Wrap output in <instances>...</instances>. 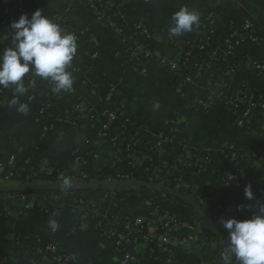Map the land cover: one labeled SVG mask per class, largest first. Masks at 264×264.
I'll return each mask as SVG.
<instances>
[{
    "label": "crops",
    "instance_id": "1",
    "mask_svg": "<svg viewBox=\"0 0 264 264\" xmlns=\"http://www.w3.org/2000/svg\"><path fill=\"white\" fill-rule=\"evenodd\" d=\"M110 1L122 11L126 29L141 24L150 30L154 36L151 45L166 60H183L184 51L196 35L203 33L202 24L208 20H211L213 28L210 29L214 34L212 37L225 39L234 31L241 30L247 22H252L257 42L242 43L225 53L224 58L213 59L212 72L209 70L199 76L195 71H190L187 74L190 84L180 86L179 79L167 69L149 63L127 62L118 57V53L129 52L130 46L136 43L108 33L94 21L82 0H0L2 50L11 46L13 33L10 23L18 20L22 14L30 18L36 9H41L51 20L62 17L74 30L72 33L78 36V58L68 68L73 77L71 91L53 93L50 82L33 75L30 70L27 76L35 84L36 100L28 104L27 115L17 112L16 107H9V101L15 94L0 102V166L10 168V159L14 157L13 170L17 173L38 175L44 163L57 174H70L75 168L78 153L84 159L89 157L94 161L96 172L109 169L126 174L129 144L139 158L140 167L145 169L154 155L157 138L165 136L172 142L155 156L163 160V169L170 166V170L165 180L152 185L166 186L177 178L175 191L185 194L189 200L192 199L191 191H196L200 195L201 205H226L239 218H250L257 212L258 206L264 204V166L251 175H240L237 180L227 182L222 177H212L202 172L183 175L177 164L188 155L199 162H207L233 173L238 164L223 158L224 147L231 145L249 152L264 150V118L260 114L255 112L247 126L239 128L234 114L224 105L213 104L204 111L198 104L211 93L223 89L231 95L240 94L244 87L255 92L264 102V76L248 64L249 61L264 64V0ZM182 6L199 13V25L194 26L191 32L173 36L174 39L169 41L166 35L170 34L171 17ZM92 35L100 40L101 52L96 59L92 57L95 53L90 41ZM110 88L116 90L115 104L120 118L144 124L130 143L114 144L103 135H95L84 125L91 118L90 113L102 110V98ZM19 99L20 103H25L27 94ZM41 104L50 105L53 114L71 110L81 120L77 121L76 126L59 127L53 134L47 135L32 116ZM54 184L58 183L38 186L52 187ZM249 185L253 192L252 200L245 197V188ZM18 187L34 188L29 184ZM59 188L66 186L58 185L50 189ZM67 189L77 192L68 191L63 196L40 199L37 198L40 193L34 190L29 191L31 196L27 202L20 199V192L6 193L0 190V255L7 264H58L41 252L49 245L65 254L75 255L77 264H161L159 260L146 255L144 249L131 244L126 248L128 254H124L114 242L100 235L94 226L96 223L100 226L98 222H102L105 228H113L120 220H109L107 214L114 210L120 217L142 219L152 229L158 230L160 215L154 204L162 208L163 214L185 226L172 231L171 240L174 243L169 245V264H223L218 254L225 241L220 237L211 242L208 240L207 244L203 237L192 244H184L186 225H203L204 230L210 228L196 211L197 205L187 199L147 187L135 188L134 184L113 189L83 190L69 186ZM113 191L140 196L146 202L122 203ZM93 205L102 210L95 207L94 212ZM238 205L243 206V210L238 211ZM214 216L212 219L219 224V217ZM50 220L55 221L58 227L53 229ZM220 227L223 234L228 236L222 225Z\"/></svg>",
    "mask_w": 264,
    "mask_h": 264
},
{
    "label": "built area",
    "instance_id": "2",
    "mask_svg": "<svg viewBox=\"0 0 264 264\" xmlns=\"http://www.w3.org/2000/svg\"><path fill=\"white\" fill-rule=\"evenodd\" d=\"M11 1L16 2L17 0H11ZM85 1L86 2L83 3V5L87 10L90 11L95 22H97L104 28H108L109 30L114 32L115 36L120 37L124 41L128 40V41L136 43L135 45L130 46L129 52L117 54V56L120 58L122 57L123 60L127 62L139 63L143 61L142 60L143 58H155L159 60L160 65L162 67L172 72L179 79L180 86L183 84L185 85L190 84V80L188 79L187 74L190 71H192L191 66H194L193 63L196 62L195 69H193V71H195L199 76L204 75L211 69L212 64L210 63H212V60H210V58L205 53V46L202 40H200L196 44L191 43L188 46V49L186 50L187 52L184 54L183 60L179 62L174 61V60H166L162 56L160 51L156 47H153V45H151V42L153 41L154 36L150 32V30H148L141 24H135L129 30L126 29V26L124 23L125 19L122 14V11L119 9V7L115 3H113L110 0H85ZM52 21H54L57 25H59L66 32L72 33L69 31L70 27H68V25L66 24L67 23L66 20H64L62 17H54ZM209 30L210 29H207L206 27L202 26L201 32L203 33H199V35L213 38L212 35L214 34L211 30H210V33H208ZM253 32H254V24L252 22H247L241 30L234 31L229 37L226 38V40L223 43V46L225 48V53L230 52L235 46H238L246 42L247 39H249L250 42L256 43L257 37L254 35ZM135 36H138L137 40L134 38ZM166 37L169 41L174 38L171 34L169 35L167 34ZM90 41L92 42L95 48V53L93 54L92 57L96 59L100 55V52H99L100 40L96 35L95 36L92 35L90 38ZM148 44L151 46L150 47L151 49L144 48L145 45H148ZM0 51H2L1 44H0ZM248 64L255 72L264 76V64L263 63L249 61ZM28 89L31 90L33 93L30 97L27 98L25 102L27 105L34 103L36 100V96L34 94L35 84L33 81H30ZM26 94H27V91H26ZM105 94L106 95L102 98V104L104 108L103 115L108 117V124L104 126V130H106V133L102 135L109 138L110 141L114 144H118L120 142L130 143L132 139L126 138L123 136V133L125 132V130L122 131V129L120 130L113 129L109 131L110 127L114 124V122H118L123 119L120 118V115L118 114L116 110L110 109L111 102L116 95L115 88H110V90L106 92ZM238 96H239L237 99L238 101L250 102V110L245 114V117L247 118V123L245 125L243 121L238 120L237 117L234 115L236 126H238L239 128H245L255 112H257L258 114H260L262 118H264V105H258V104L252 103V98L247 99L243 95V93L238 94ZM212 99L213 98L209 95L205 100L201 101L198 104L201 105L202 109L210 108L213 105ZM237 103L238 102H236V100H233V101H230L229 104L233 106L234 108H236L234 104H237ZM45 112H49V115L53 116L52 108L48 104H43L42 108L40 109L41 114ZM74 114L75 113L73 112L66 113L67 119L72 121V126H76L77 121L81 120V117H75ZM49 119L51 120L52 118L49 117ZM124 121H128V120L125 119ZM36 122H38L42 126V129L44 130L45 133L49 131V128L44 124V119L40 118ZM171 142L172 140L170 138L165 137V136H159L157 138V142L154 147L153 154L157 155L158 153H160L162 149H164ZM132 147L133 146L129 144L127 148L129 152L128 164L132 169H137L138 167H140V161H139V158L136 156L135 151ZM222 156L224 159L228 161H232L236 164H238L237 161L245 159V156L240 155L236 149L230 146H226L223 148ZM9 165H10V168H3L2 166H0V175L3 174L6 169L9 171V173L5 177L0 178V186H11V187L12 186L13 187L22 186L23 185L22 180H21L22 174L17 173L16 171L13 170V167L15 165L14 157L10 159ZM85 165H86L85 159L82 156H76L75 168L70 174L60 173L57 175L56 180L54 182L48 181V182H45L44 185L53 184V183L64 184L65 180L70 181V184L79 183V182H86V183L93 182V181H88V175L84 171ZM164 166L167 167L168 165L165 163ZM255 167H256V170L260 167H263V161L259 160V162L256 163ZM238 170H239V165L236 168V171H234L233 173L229 172L228 177L225 178L224 180H226L227 182H233L237 180L240 176L238 174ZM256 170L254 172H256ZM39 173L51 176L54 172L51 169L47 168L44 165V163H42V169L41 168L39 169ZM38 175H32V176L36 177ZM121 175H125L122 177L123 179L108 180L105 182L129 181L130 180L128 179L129 177L127 173L121 174ZM20 199L22 201H26L27 197L21 196ZM80 203L85 204V202H80ZM149 205H151V203H149ZM222 206L223 205H220V204L216 205V207H218L219 209ZM92 207L94 210L96 206L93 205ZM227 210L230 212H233L229 208H227ZM216 215L219 217V220H221V218H225V216L221 213L220 214L218 213ZM143 223L144 221L139 218L129 220L127 222L120 220V221H117V223L113 225V228H110L109 230L103 226L102 222H98V224L102 228H105L107 232H110L109 239H112L113 241H115L117 246L131 244V237L137 234H141V230L139 229V227ZM219 225L221 226L220 223ZM184 227H185L184 224L180 223L178 220H175L174 218L163 214V215H160V228H162V230L164 231V234L159 237L157 235L156 229L149 228V230H147V233L143 235L142 238L144 239L145 242H149V243L158 239L162 243V245L167 246L171 241L172 231H174L175 229H181ZM186 227L187 229L185 232L187 234V238L184 239V244L189 243V242L193 243L194 241H199L200 238L202 237L204 238L202 239L204 240V243L206 244L209 243L208 239H206V237L203 234H202L203 236L199 235L200 233H203V230H204L203 225H200V226L198 225L197 227L186 225ZM224 247L225 246L223 242L221 249L223 250ZM44 249L45 250L41 252L50 253V254H53V256L58 250L53 245H49ZM222 250L219 251L220 254ZM53 260H55V262L58 264H77L76 256L73 254H67V256H62V257L56 256L54 257Z\"/></svg>",
    "mask_w": 264,
    "mask_h": 264
},
{
    "label": "trees",
    "instance_id": "3",
    "mask_svg": "<svg viewBox=\"0 0 264 264\" xmlns=\"http://www.w3.org/2000/svg\"><path fill=\"white\" fill-rule=\"evenodd\" d=\"M85 2H86L85 0H82V3H85ZM210 21L211 20L204 21V23L202 25L204 27H206L207 29L212 30L213 28L211 26ZM66 24L69 27V24L68 23H66ZM105 30L108 33L114 35V32H112L108 28H105ZM69 31L74 32V30L72 28H69ZM134 38L137 40L138 36H135ZM200 40L203 41V44L205 46V53L210 58V60L224 58L225 48L222 45V43H223L222 41L226 40L225 37L221 38L218 36V37L210 38V37H206L203 35H196L193 38L191 43L196 44ZM248 42H250L249 39H247V41L244 43H248ZM150 47L151 46L148 44V45H145L144 48L151 49ZM1 49H2V46H1ZM99 52H101V51L99 50ZM186 52L187 51H184V54ZM75 58H78L77 52H76V55L74 56L73 60ZM142 60H143L142 61L143 63H149V64L157 65L158 67H160L162 69H166V68L162 67L160 65L159 60H157L155 58H143ZM210 64H212V63H210ZM212 68H213V66H211V69H210L211 72H212ZM191 69L193 70V69H195V67L191 66ZM226 72L228 73V68H227ZM30 81H32V80L26 74V76L23 80V83H24L25 88L27 89V98L30 97L33 93L31 90L28 89ZM242 92H243V95L247 99L252 98V103L258 104V105H264V102L260 99V97L255 92L248 89L247 87H244ZM14 94L15 93L12 90V88L0 87V102H3L4 100L8 99L9 97H12ZM210 96L213 98L212 104L224 105L227 109H230L232 111V113L237 117L238 120L243 121L244 125L247 123V118L245 117V114L250 110V102H240L237 100L239 97L238 94L231 95L223 89L218 91V92L211 93ZM233 100H236V102H238L237 104H234L236 106V108H234L233 106H231L229 104L230 101H233ZM115 103H116V95L111 102L110 109L116 110V104ZM42 105L43 104L40 105L39 110L33 112L32 116H33L35 121H37L40 118L44 119V124L49 128V131L46 133L47 135L53 134L59 127L72 126V121L68 120L66 117V113L67 112L71 113L72 112L71 110L65 111L64 113H60V112L55 113V114H53V116H50L49 112H45L43 114L40 113V109L42 108ZM208 109L209 108L202 109V110L207 111ZM103 111H104V108H102V110L99 113H96V112L90 113L91 118L84 122V125L86 126V128L89 130H92L95 135H102V134L106 133V130H104V126L108 124V117L103 115ZM49 117L52 119L50 120ZM143 128H144V124H142V122H140V121H137V120H128V121L121 120L118 122H114V124L110 127L109 131L113 130V129H119V130L122 129V131L125 130V132L123 133L124 137L133 139L136 136V134L138 133V131L142 130ZM230 147H233L234 149H236L240 155L245 156L244 160L237 161L238 165H239V170H238L239 175H243V176L251 175L256 170L255 166H256V163L259 162V160L263 161V164H264V150L263 151L249 152L247 149H244L241 147H236V146H231V145H230ZM76 156H81V155L77 153ZM85 161H86V165H85L84 171L88 175V181L105 182L108 180L123 179L122 177L125 176V175H121L118 172H115V171L109 170V169H103L100 172H96V170L94 168V161L89 159V157H87V159H85ZM169 164H171V162H169ZM177 165L179 166L178 169L181 170L183 175H189V174L196 173V172H202L208 176L222 177L224 179L227 178L229 175V172H227L223 169L214 167L207 162L206 163L198 162L194 156L188 157V155H185L182 158V162L177 164ZM127 168H128V171L126 173L128 174V177H129L128 179L141 182L142 184H140V185L134 184V187L135 188L141 187L142 189H146L147 185L158 184L161 181L165 180V178L168 177V174H167L168 170H170V166H169V168L163 169V160H158L155 155H153V157L151 158L149 164L147 165V167L145 169H143L141 167H138L137 169H132L129 166L128 162H127ZM8 173H9V171L6 169L5 172L0 175V178L5 177ZM57 175L58 174L56 172H54L51 176H48L46 174H40L36 177H33L30 173H24L21 175L22 176L21 180H22L23 184H29V185H33L34 187H39L38 185H43L45 182H48V181L54 182L56 180ZM177 183H178V179L174 178L172 183L166 184V186L170 187V189H172V190H175V189H177ZM67 188L68 187L59 188L58 190H53V189L36 190V192L40 193V199L41 198H50L53 196H61V195L63 196L68 191L77 192L76 190H71V189H67ZM113 193L119 200H121L122 203L145 204V202H146V200L144 198H141L140 196H136V195H127L126 192H124V191H119V192L113 191ZM18 195L29 198L31 196V192L19 193ZM199 196L200 195L196 191H191V197H192L191 200H192L193 204H195L197 206L200 205V208L202 209V211L209 218H213L215 214L221 213L225 216V219L234 217V218L239 219V220H241V219L244 220L243 218H239V216L236 213L228 211L226 205H223L220 209L218 207H216L215 203H208L207 207H205L204 205H201L200 204L201 199L199 198ZM153 207H155L157 209V211L160 215H163L161 207H159L155 204L153 205ZM96 208H100V207L96 206ZM101 210L102 209L100 208L99 211H101ZM107 217L109 220H112V221L119 219V220H122L124 222L125 221L127 222V221L131 220V219H127L126 217H120V215L114 210H112L111 212L109 211V213L107 214ZM94 226L97 228L100 235L109 239L110 232H107L105 230V228L98 226L97 223ZM149 228H151L150 224L148 222H144L139 227V229L141 230V234H137V235L131 237V245H134L135 247H137L140 250L144 249L146 251V255L151 256V257L159 260L161 264H169V261L171 260L170 259L171 256L169 253V250H170L169 245L168 246L162 245V243L158 239L154 240L150 243L145 242L144 239L142 238V236L147 233V230H149ZM211 229L212 228H206L203 231L204 236L210 242L213 240L219 239V235L217 234V232L215 230H213V229L211 230ZM222 233H224L223 230H222ZM163 234H164V231L162 230V228H159L157 230V235L160 237ZM224 235H226V234H224ZM109 240L115 243V241H113L112 239H109ZM227 243H228V241L225 240L224 246H226ZM115 245H116V243H115ZM129 245H121V246L116 245V246L124 254H128V249H126V248H128ZM220 250H222V249H220ZM42 254L51 260L54 259V257H56V256L57 257L67 256V254H65L59 250L56 251L54 256H53V254H50V253L42 252ZM218 256L221 257V254L219 253ZM0 264H7L6 260H4V257L2 255H0Z\"/></svg>",
    "mask_w": 264,
    "mask_h": 264
},
{
    "label": "clouds",
    "instance_id": "4",
    "mask_svg": "<svg viewBox=\"0 0 264 264\" xmlns=\"http://www.w3.org/2000/svg\"><path fill=\"white\" fill-rule=\"evenodd\" d=\"M200 15L196 10L182 6L171 17L169 33L180 36L191 32L199 25ZM11 46L0 51V87L12 88L15 95L9 107L27 115L28 105L20 103V97L27 89L23 80L31 73L50 82L52 92L71 91L72 73L68 71L77 51V37L66 32L52 21L41 9H36L31 17L22 14L10 23ZM64 185L70 186L65 180ZM245 197L253 199L251 186L245 188ZM237 210H243L238 205ZM50 226L58 227L55 221ZM220 224L227 231V245L221 252L223 264H264V204L250 218L239 220L221 218Z\"/></svg>",
    "mask_w": 264,
    "mask_h": 264
},
{
    "label": "water",
    "instance_id": "5",
    "mask_svg": "<svg viewBox=\"0 0 264 264\" xmlns=\"http://www.w3.org/2000/svg\"><path fill=\"white\" fill-rule=\"evenodd\" d=\"M124 184H139L140 185L142 183L138 182L136 180L115 181V182H97V183L79 182V183L70 184L69 187L79 188V189H83V190H86V189H101L103 187H107V188H112L113 189V188H116V187L124 185ZM58 185L65 186L64 184H54L52 187L51 186L50 187L39 186V187L30 188V189H28V188L25 189V188H21V187H13V188L0 187V190L3 191V192H6V193L7 192H10V193L20 192V193H22V192H29V191L40 190V189H43V190L48 189V188L50 189V188H53V187H57ZM146 187L148 189H151V190H154V191H163V192H165V193H167V194H169L171 196H175V197L181 198L183 200H186V199L189 200L186 197L185 194H182V193H180L178 191L172 190V189L168 188L165 185H147ZM37 198H40V196L38 195ZM189 201L192 202L191 200H189ZM24 202H27V201H24ZM196 211L205 220L206 224H208V226L210 228H212L213 230H215L217 232V234L219 235V237L222 240H224V241L227 240L228 236L224 235L222 233V229H221L220 225L215 220H213L212 218H209L208 216H206L205 213L201 210V208L199 206H196ZM173 243H174V241L171 240L168 245H172ZM181 247H184V246L181 245ZM190 248H188V249H190Z\"/></svg>",
    "mask_w": 264,
    "mask_h": 264
}]
</instances>
